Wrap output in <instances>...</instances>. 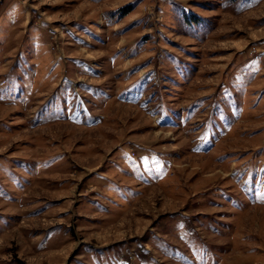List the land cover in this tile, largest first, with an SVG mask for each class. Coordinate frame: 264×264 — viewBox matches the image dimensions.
I'll use <instances>...</instances> for the list:
<instances>
[{"label": "rangeland", "instance_id": "1", "mask_svg": "<svg viewBox=\"0 0 264 264\" xmlns=\"http://www.w3.org/2000/svg\"><path fill=\"white\" fill-rule=\"evenodd\" d=\"M0 264H264V0H0Z\"/></svg>", "mask_w": 264, "mask_h": 264}]
</instances>
